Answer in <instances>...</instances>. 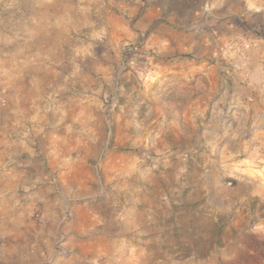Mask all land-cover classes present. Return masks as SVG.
<instances>
[{"label":"rangeland","instance_id":"374dc122","mask_svg":"<svg viewBox=\"0 0 264 264\" xmlns=\"http://www.w3.org/2000/svg\"><path fill=\"white\" fill-rule=\"evenodd\" d=\"M95 1L0 0V264H264V0Z\"/></svg>","mask_w":264,"mask_h":264},{"label":"crops","instance_id":"0c3cea01","mask_svg":"<svg viewBox=\"0 0 264 264\" xmlns=\"http://www.w3.org/2000/svg\"><path fill=\"white\" fill-rule=\"evenodd\" d=\"M203 1L212 4L214 1L228 2L230 0H96L94 6L101 14L106 12L108 8H111L115 11H119L123 15L126 14L130 16L137 12L136 10L140 5L139 3H141L142 8L139 17L148 19L150 23L147 27L150 28V36L147 40V45H154L157 42H167L166 39L157 36L160 31H165V27H170L171 29H175L177 33H181L180 28H182V19L190 18L191 21H194L197 17L194 11L195 3ZM170 9L172 12H170ZM234 9L236 10V7L233 5L231 11ZM187 27L188 25L184 26L183 29Z\"/></svg>","mask_w":264,"mask_h":264}]
</instances>
